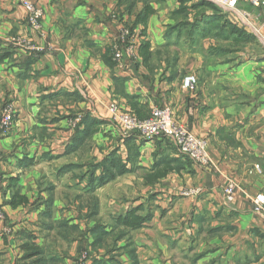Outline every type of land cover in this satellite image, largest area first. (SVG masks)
<instances>
[{
    "label": "crops",
    "instance_id": "1",
    "mask_svg": "<svg viewBox=\"0 0 264 264\" xmlns=\"http://www.w3.org/2000/svg\"><path fill=\"white\" fill-rule=\"evenodd\" d=\"M32 1L44 10L42 31L19 0H0V108L12 102L17 111L0 129V264L30 262L25 246L34 243L46 264H264V214L249 199L264 192V53L243 58L240 46L234 60L180 50L184 38L172 27L212 14L193 6L199 0L186 11L181 0ZM239 7L264 19V5ZM123 24L134 30L136 56L119 62ZM198 29V45L214 42ZM18 37L42 51L10 41ZM190 72L198 83L185 88ZM113 102L141 118L168 106L207 140L218 169L165 137L123 134ZM113 152L126 171L99 183L104 171L94 166ZM229 180L238 185L233 202ZM132 210L148 216L142 225L116 223ZM63 239L73 260L60 255Z\"/></svg>",
    "mask_w": 264,
    "mask_h": 264
},
{
    "label": "built area",
    "instance_id": "2",
    "mask_svg": "<svg viewBox=\"0 0 264 264\" xmlns=\"http://www.w3.org/2000/svg\"><path fill=\"white\" fill-rule=\"evenodd\" d=\"M218 4L225 11L231 12L235 17H239L249 32L257 37L264 39V19L258 15L251 14L239 7L240 0H210ZM252 6L262 7L264 0H247ZM28 12V22L30 26L37 31L43 29L44 10L35 4L32 0H19ZM134 36V30L130 26H121V39L124 44L114 46L115 59L122 62L124 57L132 58L136 56V49L131 37ZM13 44L23 46L28 50L39 52L42 47L32 44L26 38H13L10 40ZM198 83V76L193 73L187 74L183 79V87L191 88ZM112 120L119 123L123 134L137 133L143 138L153 139L165 137L170 139L179 150L191 158L194 162L207 167L218 169V165L210 151L209 143L204 138L194 134L185 124L180 123L174 117L172 109L168 106H155L146 118H141L134 112L124 111L120 106L113 102L109 105ZM16 109L12 102L5 103L0 108V129L3 131L11 128L15 121ZM238 185L234 180H229L225 186L226 200L233 202L237 192ZM187 194V192H182ZM253 209L264 214V192H257L249 195Z\"/></svg>",
    "mask_w": 264,
    "mask_h": 264
},
{
    "label": "trees",
    "instance_id": "3",
    "mask_svg": "<svg viewBox=\"0 0 264 264\" xmlns=\"http://www.w3.org/2000/svg\"><path fill=\"white\" fill-rule=\"evenodd\" d=\"M146 5L147 1L149 0H144ZM183 5L181 7V10L183 9V11L187 10V7L185 5V2L189 1V0H181ZM134 4V2L132 0H129V7H132ZM194 7L199 8V7H206V9H211L212 14H210V16H207L205 11L199 13V15L196 16V19L194 20L193 23H190L188 21L186 22H179L178 24H176L175 26H173L172 28L177 27L179 29L178 31V35L181 33V31L185 28H187L188 33L191 35H194L196 30H199L198 28L201 26V22L203 20H208V24L206 26H204L205 31L208 32H215L217 33V36H220L224 39H227L228 37L234 35V42H242L240 43L241 45L244 43H248L251 40H255L257 39L256 35H254L253 33L244 30L242 28H239L238 26H236L235 24L231 23L228 20L223 19V16H221L220 13H222V11L220 10V7L218 5H216L213 2L210 1H206V0H199V2L193 4ZM180 10V9H179ZM223 19V20H222ZM222 20V22H220ZM201 21V22H200ZM190 24V25H189ZM189 26L190 29H189ZM217 30H213L215 29ZM239 37L241 39H239ZM144 44V43H143ZM149 43L145 42V44L143 46H147ZM89 131V129H86L85 134ZM168 139V138H167ZM116 152H113L107 159L103 160L101 163L95 165L94 167H101L104 171V174L99 176L97 179H99V183H105L107 182L109 179H113L115 178L118 174L126 171V166L125 164L122 163L121 159H118L115 157ZM116 170V171H115ZM148 218L147 217H142L139 216L137 214L136 210H132L129 213H127L125 216H120L116 221V223L118 224H123L127 227H129L130 229L132 228H137L140 225H142V223ZM100 227V224L97 225V229ZM119 237H121L122 235L126 234V229L122 230L121 232H119ZM102 236V235H101ZM100 236V237H101ZM27 252L25 257L23 258V261L28 260V259H32L30 262H25L24 264H46V259L44 257V249L43 247L37 245V244H27L25 246ZM35 257V258H32ZM104 264H107L106 261H102ZM101 263V262H100ZM98 263V264H100Z\"/></svg>",
    "mask_w": 264,
    "mask_h": 264
},
{
    "label": "rangeland",
    "instance_id": "4",
    "mask_svg": "<svg viewBox=\"0 0 264 264\" xmlns=\"http://www.w3.org/2000/svg\"><path fill=\"white\" fill-rule=\"evenodd\" d=\"M206 1H210V0H206ZM197 9H199V11L206 10V7H201V8L199 7ZM209 10H211V9H209ZM220 10L222 11V13H220V14H221V16H223V19L229 20L228 12L224 11L223 9H221V7H220ZM222 20L220 22H222ZM201 25L206 26L204 24H201ZM190 27L191 26H189V29H190ZM213 30H216V28L213 29ZM216 32H217V30H216ZM202 33L203 34H208V36L211 37L214 40V42H210V45H207L206 43L202 44V45H198L197 44L198 41L195 42L194 36L192 34L190 35L187 30H184V32L181 31V33L179 34V38L181 36H183V38H184L183 44H181L180 45L181 47H179L180 50H182L183 52H186L187 50L188 51H198L199 53L203 54L207 58H210V57L211 58L212 57H221L223 59L233 58L234 60L237 59V55L239 54V51H236V49H238L240 46H246V48L244 50L247 51V54L243 53L241 55V57H243V58L245 56H247L248 53L255 52L254 50H257V51H260L261 53H264V39H262V38H261V40L255 39L256 43H254V42L251 43L250 42L251 43L250 44L248 42V43H244V44L241 45L240 43H242V42H233V40H235V39H234V35H232V36L227 38V41L229 42L227 44V43L222 42L221 41L222 39L217 38L215 36L216 33L213 32V31L208 32V31H203L202 30ZM239 39H241V38L239 37ZM213 40H211V41H213ZM231 42H233V43H231ZM190 73L197 74V73H194V72H190ZM187 74H189V73H187ZM157 106H159V105H157ZM56 230L58 231V227H56ZM67 231H68V234L70 232L71 233H78V231L72 230L71 227L68 228L65 232L67 233ZM54 234L56 236V233H54ZM53 241H55V242L58 241L59 242V239L56 237V239H53ZM64 241H65L64 245L67 246V247H64V248L60 247V249H59L60 255L62 257H64V259H66V261L68 259L69 260H73V257H74L75 254H71L72 243L70 241L66 240V239ZM58 264H66V263L64 261V262H59Z\"/></svg>",
    "mask_w": 264,
    "mask_h": 264
}]
</instances>
